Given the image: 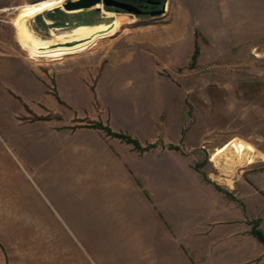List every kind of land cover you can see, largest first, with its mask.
<instances>
[{
  "label": "rangeland",
  "instance_id": "obj_1",
  "mask_svg": "<svg viewBox=\"0 0 264 264\" xmlns=\"http://www.w3.org/2000/svg\"><path fill=\"white\" fill-rule=\"evenodd\" d=\"M38 1L0 0V264H264V0L104 2L132 21L31 55ZM58 9L42 36L102 14Z\"/></svg>",
  "mask_w": 264,
  "mask_h": 264
},
{
  "label": "bare ground",
  "instance_id": "obj_2",
  "mask_svg": "<svg viewBox=\"0 0 264 264\" xmlns=\"http://www.w3.org/2000/svg\"><path fill=\"white\" fill-rule=\"evenodd\" d=\"M65 2L66 0H40L38 2H27L18 8V13L13 20V27L16 40L24 51L31 55H39L42 53L56 54L66 50H79L100 39L114 35L122 26L132 21L127 14H117L106 9L103 1L89 7L75 8H67ZM54 8L62 9L67 16L81 14L88 10H101L102 14L96 21H92L94 18L88 17V19L75 22L69 27L51 26L49 34L42 36L36 31L31 21L38 15L53 12ZM52 20L47 18L46 22L52 24ZM234 139L218 146L212 153L213 159H216L221 153L231 152ZM251 146L247 142L245 150ZM243 152L227 155L226 159L231 163H237L241 160Z\"/></svg>",
  "mask_w": 264,
  "mask_h": 264
},
{
  "label": "flooded vegetation",
  "instance_id": "obj_3",
  "mask_svg": "<svg viewBox=\"0 0 264 264\" xmlns=\"http://www.w3.org/2000/svg\"><path fill=\"white\" fill-rule=\"evenodd\" d=\"M110 4H106L107 8H113L118 13H124L129 9L127 6H133L135 10L139 11L140 14H147L155 10L156 7L160 6L161 0H109ZM60 14L65 15V12L61 9H58ZM55 12V11H54ZM96 13L99 12L95 11ZM79 15H85L81 13ZM78 16V15H77ZM85 20V19H84Z\"/></svg>",
  "mask_w": 264,
  "mask_h": 264
},
{
  "label": "water",
  "instance_id": "obj_4",
  "mask_svg": "<svg viewBox=\"0 0 264 264\" xmlns=\"http://www.w3.org/2000/svg\"><path fill=\"white\" fill-rule=\"evenodd\" d=\"M100 1L105 2L106 4H110L109 0H67L65 2V6L67 8H75V7H81V6H86L89 7L91 5H94ZM129 8V10L134 11L135 8L133 6H127ZM161 12V11H158ZM253 233L259 238L260 241H262L264 243V231L259 229V228H254L253 229Z\"/></svg>",
  "mask_w": 264,
  "mask_h": 264
},
{
  "label": "trees",
  "instance_id": "obj_5",
  "mask_svg": "<svg viewBox=\"0 0 264 264\" xmlns=\"http://www.w3.org/2000/svg\"><path fill=\"white\" fill-rule=\"evenodd\" d=\"M108 130V132H111L110 129L106 128ZM114 135H117V136H121L122 138H125L126 140L130 141V142H133L135 146H140L139 144V141L132 138V137H129L127 135H124V134H120V133H113Z\"/></svg>",
  "mask_w": 264,
  "mask_h": 264
}]
</instances>
